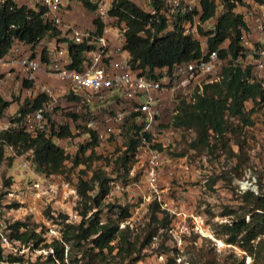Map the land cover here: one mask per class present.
Masks as SVG:
<instances>
[{"label":"trees","instance_id":"obj_1","mask_svg":"<svg viewBox=\"0 0 264 264\" xmlns=\"http://www.w3.org/2000/svg\"><path fill=\"white\" fill-rule=\"evenodd\" d=\"M78 1L85 11L92 13L94 6L88 0ZM202 6V18L207 19L212 14V7L206 3ZM232 7L225 6L213 36L207 40V45L208 50H215L228 39L227 49L234 58L240 50L239 36L243 24L240 17L231 12ZM108 14L115 18L117 23H123L125 26L124 49L129 55L132 67L146 76H152L154 70L190 62L199 57L195 41L182 36L177 30L159 36L164 28L162 18L156 21L130 0H113ZM40 15L41 9L34 12L8 2L0 4V56L6 53L11 39L29 45L31 49L46 37L55 39L56 43L65 41L56 38L59 35L57 30L41 20ZM91 25L94 28L93 36H99L103 24L94 18ZM91 48L93 46L84 43L75 45L68 42L70 68L79 70L83 54ZM44 54L42 50L41 61L45 60ZM248 73V68L240 70L228 63L222 67L219 80L203 86L201 93L194 95L192 104L178 102L169 125L175 130L191 131L194 134L193 140L188 144L189 149L205 151L215 157L217 151H225L228 134L235 135L243 127L252 125L250 115L253 113V107L264 103V95L256 83L246 81ZM22 87L27 88L28 85L23 83ZM44 100L43 96L29 101L24 99L18 106L16 121H20L26 113L31 112ZM248 102L253 107L245 111L244 104ZM9 105L10 102L0 97V118ZM71 118L74 119L75 116L71 115ZM130 118L133 120V116ZM82 130L89 140L80 145L72 157H67L53 139H71L75 135L67 126L53 129L51 124L50 129L46 127L33 137L21 130L2 132L0 156H23L28 167L42 175V178L62 173L66 160L70 161L71 168L78 165L89 168L93 149L97 146V135L90 129ZM138 130L139 127L133 122L125 128L124 150L113 162L118 178L123 184L127 182L128 168L141 142ZM143 137L145 141H149L146 134ZM2 145L10 147L13 154L3 151ZM154 147L160 150V146ZM86 151H89L91 156L84 157ZM11 158H8V162H11ZM86 174L83 170L79 171L74 185L78 198V221L66 222L67 217L62 214L49 217L51 224L58 227V238L47 239L41 229L36 232L35 227L18 220L1 224L0 233L5 236L11 249L0 244V264H136L143 258V252L150 246L156 231L167 230L172 215L161 209L154 200L150 201L146 205L144 218L147 223L141 230L142 235H133L136 227L129 228L126 223L131 215L129 207L105 202L113 180L101 169L91 170L87 179ZM7 184L8 182H5V185ZM256 185V194L245 190L236 197L239 204L235 209H224L221 216L230 219L217 225V231L214 232L215 238L226 245L239 248L252 260L259 256L264 246V172L258 176ZM123 223L126 224L120 228ZM16 246L18 248H15ZM21 248H27L31 252L43 251L44 254L39 253L34 262H29L24 260L22 253L18 254ZM166 264H173V261L168 259Z\"/></svg>","mask_w":264,"mask_h":264},{"label":"rangeland","instance_id":"obj_2","mask_svg":"<svg viewBox=\"0 0 264 264\" xmlns=\"http://www.w3.org/2000/svg\"><path fill=\"white\" fill-rule=\"evenodd\" d=\"M66 17L75 26L91 28L94 13L72 3ZM38 47H44V44ZM45 81H50V86L56 82L47 79ZM22 84V79L17 74H12L6 84L0 86V95L10 102L0 121L13 120L23 100H31L24 92ZM160 104V122L168 125L175 102L164 93ZM252 107L249 102L244 104L245 111ZM126 108L124 102L115 99L93 100L84 106L65 95L58 96L49 118L52 126H67L75 135L71 139H53L67 157L74 156L78 147L89 140L82 130L87 128L86 121L92 119L95 123L94 128H87L97 135V146L93 149V155L89 151L84 154V157H92L89 168L84 165L71 168L70 161L66 160L62 173L43 178L45 182L53 185L55 193L32 195L22 189L40 182L42 175L34 172L32 168H21L19 164L23 156L11 158L2 154L0 229L1 224L18 220L35 227L36 232L41 229L47 239L58 238V227L51 224L49 217L62 214L67 217L66 222L76 223L79 219L76 215L78 198L74 185L79 171H85L87 179L91 170L101 169L113 180L105 202L127 205L131 215L126 223L129 228L136 227L133 235L141 236V230L147 222L145 215L136 219L135 211L146 198L143 172L133 160L131 166L135 167V172L128 173L127 182L123 184L113 165L116 157L124 150V130L134 123L130 117L114 121L115 116L123 113ZM71 115L75 118H71ZM250 120L251 126L243 127L235 135L228 134L225 151H217L215 157L205 151L189 149L188 144L194 138L191 131L176 130L167 147H159L162 157L171 166V175L162 176L164 183L161 185L160 201L165 205L162 209L167 210L172 218L167 230L156 231L150 246L143 252V258L136 264H166L168 259L173 264H264V246L259 256L252 260L239 248L226 245L214 237L217 225L230 219L221 216L224 209H235L239 204L236 197L245 190L256 194L257 178L264 172V103L253 107ZM8 158H11V162H8ZM5 182L8 184L5 185ZM204 230L207 233L203 234ZM21 253L24 260L29 262H34L39 253L44 254L43 251L31 252L27 248H21L18 254Z\"/></svg>","mask_w":264,"mask_h":264},{"label":"built area","instance_id":"obj_3","mask_svg":"<svg viewBox=\"0 0 264 264\" xmlns=\"http://www.w3.org/2000/svg\"><path fill=\"white\" fill-rule=\"evenodd\" d=\"M130 1L156 21L162 18L164 28L159 36L177 30L182 36L195 41L198 45L199 57L190 62L154 70L152 76H146L132 67L129 55L124 49L125 26L123 23H117L116 19L108 14L113 0H88L94 6L92 11L94 18L103 24L99 36H93L92 25L91 28H81L67 20L66 13L71 8V4L81 6L78 0H0V4L8 2L13 6L24 7L34 12L41 9V20L57 30L59 35L56 38L65 40L56 43L55 39L46 37L31 49L29 45L11 39L6 53L0 56V86L5 85L12 74H17L19 79L28 85L27 88L24 87V92L30 99L43 96L45 100L31 112L26 113L20 121H16L17 114L9 122L0 121V135L4 131L21 130L33 137L46 127L50 129L49 114L58 96L65 95L84 106L92 103L93 100L102 99L124 102L127 106L126 110L117 114L114 121L133 116L134 124L139 127L137 134L141 137V142L132 157V161L134 160L135 165H139L138 168L143 172L146 190V198L139 203L135 211L137 219L146 214V205L150 201L157 202L161 209L165 207L160 201L161 185L164 181L162 176L171 175V166L154 146L167 147L176 130L169 125L170 123L162 124L159 119L160 101L164 93L175 102L173 115L179 101L192 104L194 95L200 94L203 86L217 82L222 67L229 63L240 70L248 68L246 81L256 83L263 90L264 95V1ZM204 3L212 7V14L207 19L202 18ZM226 5L233 6L231 12L239 16L243 24L239 36L240 50L234 58L227 49L228 39L219 44L215 50H208L207 45V40L213 36L218 18ZM47 39H51L52 43L49 44ZM68 42L93 46L83 54L78 66L79 70L70 68ZM41 44H44V47L39 48L38 45ZM42 50L45 53L44 61L40 58ZM39 77L56 80L55 85L50 86V81L39 83ZM0 97L2 98L1 95ZM94 126L92 119L86 121L87 128ZM55 128L56 126H53V129ZM144 134L148 136V142L145 141ZM2 149L13 154L10 147L2 145ZM202 160H205V157H202ZM19 165L21 168H28L24 159L20 160ZM134 172L135 167L130 165L127 174ZM22 190L32 195L55 193L53 185L45 182L43 178L40 182L24 186ZM119 227L122 228L123 224ZM0 244L11 249L9 242L1 233Z\"/></svg>","mask_w":264,"mask_h":264},{"label":"crops","instance_id":"obj_4","mask_svg":"<svg viewBox=\"0 0 264 264\" xmlns=\"http://www.w3.org/2000/svg\"><path fill=\"white\" fill-rule=\"evenodd\" d=\"M46 41L49 42V44L52 43V40H51V39H47ZM35 49L37 50V47H36ZM38 82H39V83H46L44 77H39V78H38ZM0 93H2V92H1V89H0ZM162 183H164V181H163Z\"/></svg>","mask_w":264,"mask_h":264},{"label":"bare ground","instance_id":"obj_5","mask_svg":"<svg viewBox=\"0 0 264 264\" xmlns=\"http://www.w3.org/2000/svg\"><path fill=\"white\" fill-rule=\"evenodd\" d=\"M202 232H203V234L207 233L206 230H204V231H202Z\"/></svg>","mask_w":264,"mask_h":264}]
</instances>
